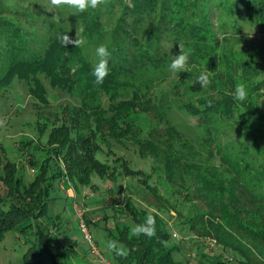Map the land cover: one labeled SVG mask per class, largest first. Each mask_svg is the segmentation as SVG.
I'll return each mask as SVG.
<instances>
[{"label": "rangeland", "instance_id": "obj_1", "mask_svg": "<svg viewBox=\"0 0 264 264\" xmlns=\"http://www.w3.org/2000/svg\"><path fill=\"white\" fill-rule=\"evenodd\" d=\"M191 1L159 0V4L163 2L164 6L159 5L156 13H174L176 18L183 21H194L190 18L193 10ZM255 2L259 4L261 1L197 0L196 20L204 28L203 35L208 47H215L213 50H218V54L223 55L222 58L228 57L217 68L201 62L200 68L196 70L195 64H191V54L197 49L186 47L183 50L189 54L190 71H185V75L171 72L169 65L172 58L180 54V46L183 45H175L164 37L165 34L160 36L158 43L167 52L169 64L160 74L149 75L152 78L148 95L151 101L149 111H131L127 120L130 121V131L134 135L125 138L105 135L97 140L100 151L96 157L105 166V176L110 174L108 178H102L96 171H92L87 185L76 186L69 177L62 157L54 158L61 172V180L57 183L58 186L50 189L52 201L48 205L49 212L35 220L34 224L40 223L50 234L53 243L57 244L56 254L61 264H107L110 251L106 243L111 239L104 230L105 226L116 235L124 226L127 225L130 229L136 224L131 211L146 217L142 213L149 212V209L167 223L171 238L166 244L176 249L173 256L177 264H198L204 254L213 264H234L217 257L218 249L210 241H205V246L201 248L199 239H194L191 233L179 231L177 224L183 218L170 209L174 199L173 192L177 189L175 182H179V178L171 180L170 173L166 172V154L162 156L159 153L157 156L151 150L141 152L136 141L149 139L159 149L166 147L170 154L205 172L212 165L213 158L209 159L202 143L206 137V127L212 129L213 125L204 124L200 120L201 115L188 111L186 104H191L200 111L202 106L198 101L202 99L206 104H214L224 112V99L229 93H233L237 83L242 82L248 93L252 94L251 89L256 87L252 95L264 112V11L260 12V6H256ZM230 4L232 13L231 9H227ZM125 5L131 7L132 0H107L106 5L93 10L99 15L101 28V35L95 34L93 38L86 35L85 21L80 17L83 14L90 15L92 9L77 12L62 6L47 11L45 8L52 7L49 0H0V13L17 22L26 31L32 40L33 50L39 55L47 50L50 40L58 37L62 31L68 32L75 39L78 30L87 40L80 52L89 62L96 63L98 58L95 49L101 44L108 46L115 39V30L119 24L117 21L121 18ZM123 17L131 24L132 18L128 15ZM154 17L158 19L157 15ZM157 19L152 22L144 19V24L139 28L141 37L138 36L143 42L154 34L164 32L163 25L159 28L155 25ZM202 50L204 53L203 48ZM229 60L231 65H235L231 70L226 65ZM244 67L248 70H244ZM205 69L211 71V83L207 87H201L197 77ZM40 79L47 92V104L39 101L23 80L14 79L8 86L0 89V118L6 121L5 126L0 128V157L14 164L15 174L20 175L24 183L33 178L38 170L37 166L44 160L53 158L52 148L46 143L51 130L57 128L60 122L64 123L60 119L67 116L61 114L66 110L73 111L80 104L78 89L67 92L53 88L44 77ZM129 91L130 89H125L124 95H131ZM105 102L106 99L103 98L104 106ZM239 105L241 104L238 103L233 110L231 118L225 117L229 124L226 121L223 126L221 144L234 154L241 155L252 149L251 141L240 136L241 131H251L264 137V122L254 118ZM210 116L217 119L213 112ZM30 162L36 164L32 165ZM3 176L0 169V199L8 192L7 185L1 180ZM128 201L131 202L129 212L122 214L127 211L125 206ZM79 214L82 215L87 231L99 248L103 260L90 251L78 225ZM32 235L28 233L22 236L18 231L5 233L0 239V264H48L42 261L43 256L33 258L27 255L30 242L34 239ZM193 240L198 243L194 244ZM198 247L200 250L196 249Z\"/></svg>", "mask_w": 264, "mask_h": 264}, {"label": "trees", "instance_id": "obj_2", "mask_svg": "<svg viewBox=\"0 0 264 264\" xmlns=\"http://www.w3.org/2000/svg\"><path fill=\"white\" fill-rule=\"evenodd\" d=\"M260 1L259 4L255 3L260 6L261 12L264 11V0ZM191 2L193 10L190 18L194 21H183L176 18L174 13H156L159 5L163 4H159V0H132L131 7L125 5L123 14L117 21L119 24L115 30V39L107 46L111 53L109 74L102 84L95 83L92 75L95 63L89 62L80 48H75L72 44L64 47L60 43L58 38L64 34L70 36L68 32L62 31L58 37L51 39L47 50L39 55L33 50L32 40L26 31L17 22L0 13V89L8 86L14 79L23 80L30 92L47 104V92L40 79L44 77L53 88L67 92L78 89L80 97L77 108L61 114L67 116L60 119L64 123L60 122L57 128L51 130L46 144L52 148L53 158L44 160L37 166L38 170L31 180L24 183L20 175L15 174L14 164L0 157V169L4 173L1 180L8 187V192L0 199V239L8 232L18 231L22 236L32 233L34 239L30 242L27 255L33 258L43 256L42 261L48 264H61L56 254L57 244L53 243L50 234L40 223L34 224L35 220L49 212L48 205L52 201L50 189L58 186L57 183L61 180V172L54 158L62 157L69 177L76 186L87 185L92 171H96L102 178L109 177L110 174L105 176V166L96 157L100 151L97 140L105 135L116 138L134 135L130 131V121L127 120L131 111H149L151 101L148 95L152 84L149 75L160 74L169 64L167 52L158 43L162 34L175 45L197 49L191 54V64H195L196 70L200 68L201 62L217 68L228 59L222 58L223 55L220 56L218 50H213L215 47H208L203 35L204 28L196 20L197 0ZM231 5L227 8L228 11ZM124 15L132 18L131 24L124 20ZM156 15L158 19L154 17ZM80 17L85 21V32L89 38L99 33V15L93 9L90 15L83 14ZM144 19L150 22L157 19L155 25L158 28L163 25L164 32L154 34L143 42L139 28L144 24ZM199 56L201 57L198 59ZM229 61L226 65L231 70L235 65H231ZM243 69L248 70L246 67ZM179 74L185 75L186 72L181 71ZM125 89H130L131 95H124ZM251 91L254 94L256 87ZM248 94V99L241 103L235 101L229 93L224 99V112L214 104H206L202 99L198 101L202 106L200 111L195 106L186 104L188 111L201 115L200 120L204 124L213 125V131L206 127L207 133L202 143L209 159L213 158L212 165L205 172L170 154L166 147L159 149L149 139L137 140L136 144L141 152L151 150L157 156L159 153L162 156L166 154V172L170 173L171 180L179 178V182H175L177 189L173 192L174 199L170 209L183 218L177 224L180 232L191 233L194 239H199L201 248L205 246V241H210L218 249L216 256L227 262L264 264V137L242 130L240 136L251 141L252 149L241 155L234 154L221 144L226 118H231L238 103L254 118L264 122V112L259 108L258 100L251 93ZM103 98L106 99V106ZM211 112L217 115V119L210 116ZM219 120L221 121L214 128ZM226 124H229L228 121ZM194 203L198 205L195 206ZM130 205L131 202L128 201L125 206L127 211L122 214L129 212ZM142 214L147 216L149 212ZM152 214L156 229L152 238L142 235L129 239L127 225L116 235L105 226L109 239L134 249L126 258L110 252L107 264H177L173 256L176 249L166 244L171 238L168 225L164 219ZM131 215L136 224L145 222L146 217L141 214L131 211ZM193 242L198 243L195 240ZM196 249L200 250L199 247ZM201 257L198 264H213L207 255Z\"/></svg>", "mask_w": 264, "mask_h": 264}, {"label": "clouds", "instance_id": "obj_3", "mask_svg": "<svg viewBox=\"0 0 264 264\" xmlns=\"http://www.w3.org/2000/svg\"><path fill=\"white\" fill-rule=\"evenodd\" d=\"M51 8H45L47 11H52L55 8H60L62 6H67L69 8L75 9L77 12H86L89 9H98L102 5H106L107 0H49ZM60 43L65 47L69 44L75 46V48H83L87 44V40L80 35V32L76 30L75 39L70 38L68 34L61 35L59 38ZM95 55L98 58L97 62L93 65L92 75L95 77L96 84H102L105 78L109 74L108 62L111 53L107 46L101 44L95 49ZM189 54L185 53L183 47L180 46V54L174 56L169 65V70L171 72L180 71H190L189 65ZM211 71L207 69L201 71L200 75L197 77V82L200 83L201 87H207L210 83ZM233 99L237 102H244L248 99V90L244 83H237L233 93H231ZM6 121L0 118V128L5 126ZM151 209H149V214L146 216L145 222L143 224H133L129 229V239L140 236H146L152 238L156 234L155 229V217L152 214ZM106 247L110 252H114L117 256L126 258L130 251L134 249H129L126 245L119 241L108 240Z\"/></svg>", "mask_w": 264, "mask_h": 264}, {"label": "built area", "instance_id": "obj_4", "mask_svg": "<svg viewBox=\"0 0 264 264\" xmlns=\"http://www.w3.org/2000/svg\"><path fill=\"white\" fill-rule=\"evenodd\" d=\"M83 218H82V215H78V225H79V228H80V230L84 233V237H85V240H86V242H87V244H88V246H89V249H90V251L93 253V254H95V256H97V257H99V258H101L102 260H103V258H102V256H101V254H100V250H99V248L94 244V242L92 241V238H91V235L89 234V232L87 231V228H86V226H85V223L83 222V220H82Z\"/></svg>", "mask_w": 264, "mask_h": 264}]
</instances>
